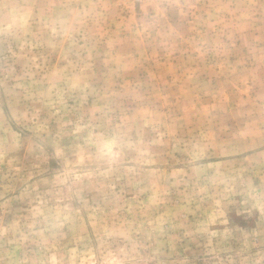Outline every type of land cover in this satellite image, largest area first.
I'll use <instances>...</instances> for the list:
<instances>
[{
  "label": "rangeland",
  "instance_id": "rangeland-1",
  "mask_svg": "<svg viewBox=\"0 0 264 264\" xmlns=\"http://www.w3.org/2000/svg\"><path fill=\"white\" fill-rule=\"evenodd\" d=\"M0 264H264V0H0Z\"/></svg>",
  "mask_w": 264,
  "mask_h": 264
}]
</instances>
